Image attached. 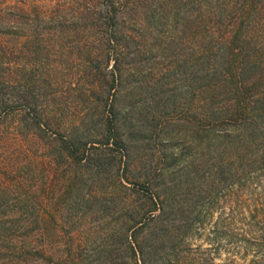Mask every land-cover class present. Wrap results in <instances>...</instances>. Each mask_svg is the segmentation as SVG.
Returning <instances> with one entry per match:
<instances>
[{
	"label": "trees",
	"instance_id": "obj_1",
	"mask_svg": "<svg viewBox=\"0 0 264 264\" xmlns=\"http://www.w3.org/2000/svg\"><path fill=\"white\" fill-rule=\"evenodd\" d=\"M7 130L33 151L0 182V264H164L264 174V0H0ZM64 214L92 221L66 245Z\"/></svg>",
	"mask_w": 264,
	"mask_h": 264
},
{
	"label": "rangeland",
	"instance_id": "obj_2",
	"mask_svg": "<svg viewBox=\"0 0 264 264\" xmlns=\"http://www.w3.org/2000/svg\"><path fill=\"white\" fill-rule=\"evenodd\" d=\"M5 42L15 45L17 41L5 40ZM21 43L22 40L18 41L17 45ZM65 65L62 67L64 73L68 74L70 67ZM71 81V77H57V83L63 92L61 96L68 99L69 96H75V92L66 93L68 82ZM71 109L74 108H67L68 111ZM7 132L0 139V182L10 186L13 165L20 166L27 163L28 153L23 148L33 150L29 142L15 140L13 130ZM205 178H209L205 182L211 181V176ZM20 190L9 191L1 202L8 201L9 206L14 205L18 202L17 191ZM215 193H217L215 199L204 198L199 216L189 226L186 238L181 242L169 240L167 249L171 245L177 247V243L181 246L177 250L167 251L164 264H264V174H253L223 189L221 193L218 187ZM71 216H76V213H72ZM68 218L64 214L60 220H57L58 224L62 225L61 234L52 236L53 240H61L63 245H66L65 242L70 239H78L77 230L70 231L69 222L91 229V225L86 224L90 221L89 217L82 220L77 218L68 220ZM64 250L65 246L61 251Z\"/></svg>",
	"mask_w": 264,
	"mask_h": 264
}]
</instances>
